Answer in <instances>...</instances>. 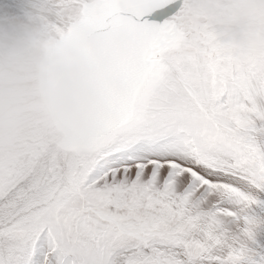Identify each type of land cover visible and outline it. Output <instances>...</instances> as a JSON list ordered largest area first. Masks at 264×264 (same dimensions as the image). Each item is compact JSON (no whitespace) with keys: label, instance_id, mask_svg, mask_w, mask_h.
<instances>
[{"label":"snow or ice","instance_id":"obj_1","mask_svg":"<svg viewBox=\"0 0 264 264\" xmlns=\"http://www.w3.org/2000/svg\"><path fill=\"white\" fill-rule=\"evenodd\" d=\"M115 83L85 149L0 175V264H264V64L186 35L182 0H56Z\"/></svg>","mask_w":264,"mask_h":264},{"label":"clouds","instance_id":"obj_2","mask_svg":"<svg viewBox=\"0 0 264 264\" xmlns=\"http://www.w3.org/2000/svg\"><path fill=\"white\" fill-rule=\"evenodd\" d=\"M0 15V175L85 149L103 130L115 53L103 30L28 0ZM186 35L211 33L244 63L264 64V0H182Z\"/></svg>","mask_w":264,"mask_h":264},{"label":"rangeland","instance_id":"obj_3","mask_svg":"<svg viewBox=\"0 0 264 264\" xmlns=\"http://www.w3.org/2000/svg\"><path fill=\"white\" fill-rule=\"evenodd\" d=\"M29 7L28 0H0V15L23 17Z\"/></svg>","mask_w":264,"mask_h":264}]
</instances>
